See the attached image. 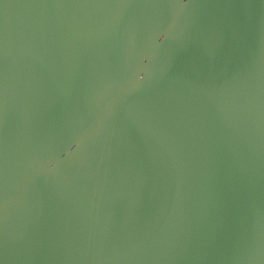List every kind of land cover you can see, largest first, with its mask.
<instances>
[{
	"label": "water",
	"instance_id": "95a60500",
	"mask_svg": "<svg viewBox=\"0 0 264 264\" xmlns=\"http://www.w3.org/2000/svg\"><path fill=\"white\" fill-rule=\"evenodd\" d=\"M0 264H264V0H0Z\"/></svg>",
	"mask_w": 264,
	"mask_h": 264
}]
</instances>
